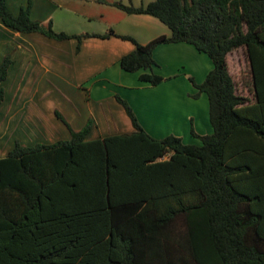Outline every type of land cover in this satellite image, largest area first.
Returning <instances> with one entry per match:
<instances>
[{
  "label": "trees",
  "instance_id": "trees-1",
  "mask_svg": "<svg viewBox=\"0 0 264 264\" xmlns=\"http://www.w3.org/2000/svg\"><path fill=\"white\" fill-rule=\"evenodd\" d=\"M127 15L152 16L170 31L120 65L153 87L156 48L186 43L206 54L213 70L206 94L214 133L188 145L158 140L121 104L136 132L87 141L91 122L71 140L24 146L0 160V264H264V0H155L112 4ZM0 20L21 34L65 42L105 35L59 33L36 22L31 5L19 16L0 0ZM244 49L254 94H237L229 55ZM11 56L0 63V106Z\"/></svg>",
  "mask_w": 264,
  "mask_h": 264
},
{
  "label": "crops",
  "instance_id": "crops-1",
  "mask_svg": "<svg viewBox=\"0 0 264 264\" xmlns=\"http://www.w3.org/2000/svg\"><path fill=\"white\" fill-rule=\"evenodd\" d=\"M153 1L7 0L12 15L19 16L22 9L31 5L32 19L51 23L59 33L105 35L113 30L115 35L107 39L91 37L58 42L41 34L10 30L0 20V58L1 61L8 55L12 58L9 80L2 83L6 99L0 106V160L7 157L20 137L15 130L11 132L15 122L24 123L21 143L27 147L71 140V132L57 117V112L74 132L82 131L91 122L87 141L133 134L136 129L120 100L131 107L139 124L155 139L174 135L188 144L193 129L200 136L214 133L207 95L194 98L198 89L194 87L193 91L188 84L192 83L191 78L197 80L195 72L203 77L205 69L207 76L213 69L210 61L198 55L193 46L165 44L154 52L155 74L165 81L175 78L171 83L186 89L183 93L191 88L184 97L185 102L188 100L186 108L178 94L174 95L173 102L171 97L151 101L152 93L170 82L152 87L139 80L141 72L128 73L120 65L121 59L135 50L134 43L120 37H131L146 45L160 36H170L171 31L152 16L127 15L112 4L140 7ZM10 80L12 85H8ZM193 104L200 110L187 109ZM6 120L11 126L3 128L1 124Z\"/></svg>",
  "mask_w": 264,
  "mask_h": 264
},
{
  "label": "rangeland",
  "instance_id": "rangeland-1",
  "mask_svg": "<svg viewBox=\"0 0 264 264\" xmlns=\"http://www.w3.org/2000/svg\"><path fill=\"white\" fill-rule=\"evenodd\" d=\"M130 2V1H129ZM15 45H17L15 43ZM2 50V49H1ZM195 50V49H194ZM196 51V50H195ZM1 53V51H0ZM196 53L198 55H202L203 57H205L206 59H208L211 63V68L213 69V64L211 62V59L206 55V54H203V53H198L196 51ZM5 58V57H4ZM2 57L0 58V62L1 61ZM197 62V61H195ZM199 62V61H198ZM200 63V62H199ZM191 68V66L189 67V69ZM229 68H230V73L236 83V88H237V94L239 95H244V96H248V97H252V92H251V89L249 88V86L247 85V80H248V77L250 76V72H251V68H250V64H249V61L245 55V52L243 49H239L237 50L236 52H233L232 54L229 55ZM184 70V69H183ZM189 72V71H188ZM207 70L205 69V76H207ZM9 76V75H8ZM195 78H197V80H195V82L198 84V83H201V82H204L205 80V76L203 77H200V75H198L196 72H195ZM13 79L15 80L16 77L14 76V73H13ZM188 78V77H187ZM9 80V79H8ZM175 80V78L173 79H166V81H164V84L166 82H170ZM7 81V80H6ZM5 81V82H6ZM167 84V85H163L159 90H157V92H153L152 93V96L149 97V99L151 101H156V100H166V99H169L171 97V102H173V97L174 95H179L181 96L183 99H182V104H183V108H186V103L188 104V100L187 102H185V98L186 97V94L189 92L190 89H188L187 91H184L183 93V89H180L179 87H182V86H179L178 88H176L172 83L171 84ZM188 84L190 85V87H192L193 91H195V86H193L194 84L191 83V82H188ZM8 85H12V81L10 80V82L8 83ZM199 85V84H198ZM153 87V86H152ZM195 87V88H194ZM3 88H4V85H3ZM197 89V88H196ZM5 90V88H4ZM186 90V89H184ZM6 91V90H5ZM251 92V93H250ZM184 94V95H183ZM179 96L177 97V99H179ZM143 98H146V97H143ZM190 102H192V100L189 99ZM170 103V102H169ZM195 103V102H193ZM187 109L188 110H192V111H199L200 108L197 109V107L193 104L191 106H187ZM5 117V116H4ZM3 117V118H4ZM0 123H1V120H0ZM193 124V123H192ZM11 126V124L9 123L8 120H6L5 122L3 121L1 126H3V128L5 126ZM12 125H14L11 130V132H13L14 130V133L19 137L18 141L22 142V140H24V123H18V122H15L13 123ZM15 127V128H14ZM10 132V133H11ZM196 133V131H195ZM197 134V133H196ZM193 135L190 133V137L188 140L189 143H198V145H201V141L199 138L197 137H192ZM200 136V135H199ZM188 143V145H189ZM191 143V144H192ZM186 144V143H185Z\"/></svg>",
  "mask_w": 264,
  "mask_h": 264
}]
</instances>
